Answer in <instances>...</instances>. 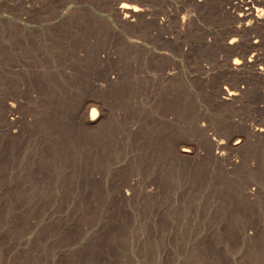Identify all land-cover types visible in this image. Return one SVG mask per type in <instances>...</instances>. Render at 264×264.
I'll return each mask as SVG.
<instances>
[{
    "label": "rangeland",
    "instance_id": "1",
    "mask_svg": "<svg viewBox=\"0 0 264 264\" xmlns=\"http://www.w3.org/2000/svg\"><path fill=\"white\" fill-rule=\"evenodd\" d=\"M238 1L0 0V264H264V74L228 70Z\"/></svg>",
    "mask_w": 264,
    "mask_h": 264
},
{
    "label": "bare ground",
    "instance_id": "2",
    "mask_svg": "<svg viewBox=\"0 0 264 264\" xmlns=\"http://www.w3.org/2000/svg\"><path fill=\"white\" fill-rule=\"evenodd\" d=\"M264 0H241L233 2L229 12L234 17V25L230 33V37L225 42V45L232 49L233 56L229 59L228 70L231 72L243 74L247 73L248 69H253L255 75L264 74V67L259 66V70L255 65L260 60L259 45L264 37ZM144 7L138 4H130L121 2L117 6V12L125 18L139 17L142 15ZM249 43V47H243V41ZM243 89L236 82L229 85H223L218 89V99L223 102H231L236 100L243 94ZM95 102L88 101L85 108L87 110V120L95 121L97 119V110ZM13 103L7 107L9 112L13 111ZM247 132L250 135L260 136L264 138V122H256L247 125ZM216 138L212 142L215 149V156L222 157L225 154V149L229 144V138ZM234 146H239L243 143L244 137L241 135L233 136ZM180 153L189 155L194 151L193 147L187 143L180 145Z\"/></svg>",
    "mask_w": 264,
    "mask_h": 264
}]
</instances>
